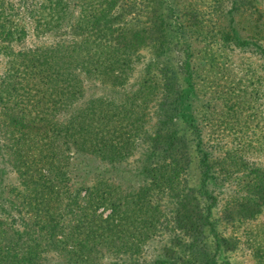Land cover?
Segmentation results:
<instances>
[{
  "label": "rangeland",
  "instance_id": "rangeland-1",
  "mask_svg": "<svg viewBox=\"0 0 264 264\" xmlns=\"http://www.w3.org/2000/svg\"><path fill=\"white\" fill-rule=\"evenodd\" d=\"M110 1L134 3L120 21L143 38L72 100L92 151L48 157L64 114L42 97L46 0H0V264H264V0ZM157 14L162 32H141ZM161 66L179 104L164 124ZM8 108L41 126L12 133Z\"/></svg>",
  "mask_w": 264,
  "mask_h": 264
},
{
  "label": "trees",
  "instance_id": "trees-1",
  "mask_svg": "<svg viewBox=\"0 0 264 264\" xmlns=\"http://www.w3.org/2000/svg\"><path fill=\"white\" fill-rule=\"evenodd\" d=\"M90 1L92 0H46V4L43 5V10L45 8L46 13L45 31L52 36L53 40L45 45L44 54H42L47 66L44 74L45 83L43 82L42 88L44 96L42 97L45 98V105H47L49 115L55 112L54 105H57L56 107L62 110L64 114L60 120L55 119L53 121L52 118L48 119V124L46 125L49 136L47 144L50 145L49 151L51 150V154L49 152L48 157L55 155L58 143L59 145L64 144L66 149L72 143H76L78 149L92 151L91 141L87 138H79L80 135H77L78 129L74 123L78 107L72 106V100L77 97L76 93H80V89L84 86L82 79L89 77L91 74L111 75V77L115 76V78H118L117 73H112L110 69L121 67L125 64L128 56L127 49L143 38V35L138 36L135 33L133 35L134 38L125 39L123 23L126 25L127 22L134 21V18L131 17L124 22L120 21L123 20L122 14H127L126 11L134 9V3H113L110 0ZM157 15L158 20L155 18V21L154 19L149 21L148 27L141 29V32L145 30L149 35L152 34L151 32H162L160 25L163 24V18H160V14ZM158 24L159 26H157ZM151 37H155V34L151 35ZM158 37L161 36L157 35L154 41L160 52H162L167 48V45L161 46V43L157 42ZM138 38L140 39L138 40ZM75 67L78 68L76 69ZM157 69L156 71L160 76L158 80L161 81L159 86L161 95L157 108L164 114L163 117L165 116V119L159 118V124H164V122L168 121L170 115L175 110H178L179 104L176 105L178 97L172 95L173 86L171 84H173L174 79L171 77V69L169 66H161ZM84 90H86L85 86ZM34 92H37V90H34ZM91 98V100H94L97 97L91 96ZM89 103L90 101L87 104ZM37 106L38 103H36ZM12 109L8 108L2 112L6 124L13 129L12 133L20 134L17 129L21 131V128L25 126L24 123H28L31 126V128H26V130L31 131L33 134L36 132L37 127L41 126L39 121H43V118L41 115H36L37 110L33 112L29 120H23L22 122L23 112L21 108L17 111ZM81 114L85 113L80 112ZM45 120L46 118H44V122ZM80 131L88 133L87 127ZM157 132H155L156 136L158 135ZM175 137L174 140H169L167 137L165 143L168 147L172 146L174 141L178 139L177 136ZM31 139H34V136L26 138V141ZM155 139L156 137L152 138V140ZM199 163L202 176L211 177L212 163L210 152L206 150L202 152ZM52 166L48 164V169L44 173H51L53 168L50 167ZM55 173L62 177L60 176L62 172L58 174L55 171ZM88 189L89 187L85 191L87 192ZM97 197H99V201L104 200L106 202L105 195ZM73 198L74 195H72L70 200L72 201ZM3 211L5 210L3 209Z\"/></svg>",
  "mask_w": 264,
  "mask_h": 264
}]
</instances>
